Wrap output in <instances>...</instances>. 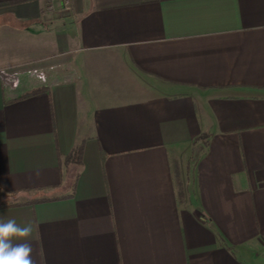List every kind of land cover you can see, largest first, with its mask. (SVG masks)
Masks as SVG:
<instances>
[{"label": "crops", "instance_id": "crops-1", "mask_svg": "<svg viewBox=\"0 0 264 264\" xmlns=\"http://www.w3.org/2000/svg\"><path fill=\"white\" fill-rule=\"evenodd\" d=\"M14 1L0 219L33 223L36 264H264V0Z\"/></svg>", "mask_w": 264, "mask_h": 264}, {"label": "clouds", "instance_id": "clouds-1", "mask_svg": "<svg viewBox=\"0 0 264 264\" xmlns=\"http://www.w3.org/2000/svg\"><path fill=\"white\" fill-rule=\"evenodd\" d=\"M32 233L31 221L21 226L14 218L0 219V264H36L30 240Z\"/></svg>", "mask_w": 264, "mask_h": 264}, {"label": "trees", "instance_id": "trees-1", "mask_svg": "<svg viewBox=\"0 0 264 264\" xmlns=\"http://www.w3.org/2000/svg\"><path fill=\"white\" fill-rule=\"evenodd\" d=\"M19 0H16L14 2H17ZM6 3L4 2H0V6L1 5H5ZM39 90L35 89L31 92H28L26 94H24L23 96H28V95H32L37 93ZM198 143H203L204 145L208 144V137L206 135H202L200 136L197 141L196 144ZM83 150H84V143L80 142L77 145H75L72 150L70 151V153L65 157V161L67 163H76V164H81L82 163V156H83ZM174 174H175V180H176V190H177V195H178V200L181 202L183 200L184 197V186H183V182L182 179L179 175V172L177 171V163L174 162ZM3 194V192L0 191V196ZM44 200V199H41ZM19 204H23V202H16V203H9L8 205H19ZM7 206V204H1L0 203V207H4Z\"/></svg>", "mask_w": 264, "mask_h": 264}, {"label": "rangeland", "instance_id": "rangeland-1", "mask_svg": "<svg viewBox=\"0 0 264 264\" xmlns=\"http://www.w3.org/2000/svg\"><path fill=\"white\" fill-rule=\"evenodd\" d=\"M46 1H47V4H46L47 11H52V12L53 11H58V12L65 11L64 10L65 7H64V5H62V0H53V1L46 0ZM50 5H52L51 8H50ZM69 5H70L71 8H70V10H66V11H71V9H72V3H71V1H70V4ZM5 61H7V57L6 56H0V63L1 62H5ZM11 72H13V71H11ZM41 193L42 192H40L39 194H41ZM21 199H22V196L17 195V196H14V197H7L4 200L0 201V203L1 204L16 203L14 201H18V200H21Z\"/></svg>", "mask_w": 264, "mask_h": 264}, {"label": "built area", "instance_id": "built-area-1", "mask_svg": "<svg viewBox=\"0 0 264 264\" xmlns=\"http://www.w3.org/2000/svg\"><path fill=\"white\" fill-rule=\"evenodd\" d=\"M51 1H53V0H51ZM46 4H47V1H46ZM69 4H70V0H62V5H64V7H65L64 10H70L71 7ZM52 5H50V8L52 7ZM0 74H1L2 79H3V83L7 87H16L20 82V77L15 72H11V71L6 70V69H1ZM41 77L43 80H45V77L43 75ZM44 85L48 86V83H45Z\"/></svg>", "mask_w": 264, "mask_h": 264}, {"label": "water", "instance_id": "water-1", "mask_svg": "<svg viewBox=\"0 0 264 264\" xmlns=\"http://www.w3.org/2000/svg\"><path fill=\"white\" fill-rule=\"evenodd\" d=\"M205 146L203 144H200L194 151V154L192 156V159L190 161V171L193 172L194 167L200 158L201 153L203 152Z\"/></svg>", "mask_w": 264, "mask_h": 264}]
</instances>
